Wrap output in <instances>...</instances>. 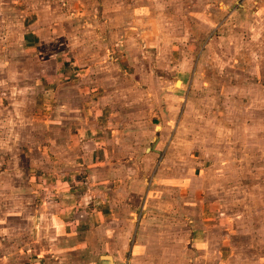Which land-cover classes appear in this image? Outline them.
Masks as SVG:
<instances>
[{
	"label": "crops",
	"instance_id": "obj_1",
	"mask_svg": "<svg viewBox=\"0 0 264 264\" xmlns=\"http://www.w3.org/2000/svg\"><path fill=\"white\" fill-rule=\"evenodd\" d=\"M75 1L91 3L92 8H78L69 16L80 21L69 31L64 15H51L52 24L42 29L41 11L29 21L33 16L23 12L27 18L22 26L29 28L25 33L35 27L33 36L44 30L54 34V52L40 53L38 83L19 91L44 115L31 128L20 125L28 130L26 145L39 152L43 166H36L40 168L37 177L32 171L27 174L23 185L15 184L19 171L0 174L5 178L0 180V261L264 264L262 217L253 210L254 218L239 217L234 208L237 202L250 201V181L241 182L250 174L233 175L223 164L227 163L223 155L240 162L247 161L248 155L228 148L237 145L230 132L225 150L232 151L222 152L221 140L217 150L214 145L223 130L220 123L198 121V128L192 127L188 88L195 75L185 71L156 74L151 67L145 76H137L138 69L128 72L127 68L138 67L135 60L117 61L111 52L125 55L122 35L137 28L110 25L114 15L102 16L99 10L109 0ZM131 14L136 17L137 10ZM85 18L92 19V24L85 23ZM107 33H115L117 40L108 43ZM93 51H102L103 58L97 59ZM52 82L54 87H49ZM138 91L140 96L135 94ZM235 126L230 123L226 128ZM248 128L250 124L242 130ZM192 129L202 135L194 144L203 153L194 158L193 171L191 143L197 138H191ZM0 141L9 151V136ZM209 147H214L213 155ZM28 155L23 152V158ZM249 225L250 247H244L241 241L246 235L241 227ZM253 241L260 243L258 248ZM106 256L111 260H104Z\"/></svg>",
	"mask_w": 264,
	"mask_h": 264
},
{
	"label": "rangeland",
	"instance_id": "obj_2",
	"mask_svg": "<svg viewBox=\"0 0 264 264\" xmlns=\"http://www.w3.org/2000/svg\"><path fill=\"white\" fill-rule=\"evenodd\" d=\"M23 1L0 0V140L9 136L12 141L9 151L0 141V174L9 175L19 171L16 185L25 184L26 175L31 171L37 177L36 171L40 168L36 166H43L37 155L39 152L26 145L28 130L24 127L38 125L40 117L44 115L34 107L31 99L23 98L19 91L27 85L38 83L40 53L49 56L54 52L51 46L55 38L54 34H48L46 30L40 36H33L35 27L30 28V34L25 33L29 28L22 26V20L31 15L33 17L26 21L32 20L41 11L43 17L40 25L45 29L52 24L51 15H64V27L69 31L74 22L80 25L77 17L69 16L76 14L78 8H92L91 3H78L75 0H66L65 5L58 0ZM100 8L102 16L105 13L114 15V19L112 16L109 18L110 25L119 23L137 28L128 29L122 35V39L126 40L125 55L111 52V57L117 61L124 57L135 60L140 69L129 66L128 72L135 73L138 69L137 76H145L151 67L156 74L172 75L174 71H179L181 75L185 71L191 77L195 75L194 79L190 78L188 88L192 127L198 128L197 123L200 121L218 122L223 130L217 136L218 144L214 145L217 150L221 140L222 152L229 154L232 151L230 149H233L235 154L248 155L244 162L223 155L227 162L223 164L226 171L233 175L238 171L250 174V178H241L243 183L250 181V201L237 202L234 206L236 214L247 217L257 211V217H262L260 220L264 223V0H128V3L109 0L102 3ZM135 10L136 17L131 14ZM23 12L27 17L23 16ZM84 20L92 24V19ZM99 20L102 24L103 18ZM83 36L81 34L80 38ZM104 36L108 43L118 38L115 33ZM87 38L88 35L84 39ZM95 52L97 59L103 58L102 51H93V54ZM178 74L175 79H178ZM54 84L50 83L49 87H54ZM135 94L140 96L139 91ZM48 101L54 105V101ZM22 123L27 126L21 128ZM230 123H236L237 126L228 130L226 127ZM11 124L14 129L9 128ZM247 124H250V128L242 130ZM228 132L233 133L237 145L225 150ZM191 133V138H197L191 143L190 167L193 171L197 165L194 158L203 153H198L199 146L194 144L199 143L202 135H198V129H192ZM34 137H38V134ZM209 149L213 155L214 147ZM24 151L31 155L23 158ZM0 180L5 181V178ZM229 183H233L232 180ZM232 197L241 198L239 194H233ZM262 222L256 225L255 232H258L257 226ZM241 229L246 235V242L241 241V244L250 247V225L242 226ZM251 244L257 248L260 245L257 241ZM86 257L83 255L82 258ZM76 262L74 259H64L58 264ZM81 262L79 259L78 263ZM0 264H3L2 261Z\"/></svg>",
	"mask_w": 264,
	"mask_h": 264
},
{
	"label": "water",
	"instance_id": "obj_3",
	"mask_svg": "<svg viewBox=\"0 0 264 264\" xmlns=\"http://www.w3.org/2000/svg\"><path fill=\"white\" fill-rule=\"evenodd\" d=\"M103 259H104V260H107V261H110V260H111V258L108 257V256L104 257Z\"/></svg>",
	"mask_w": 264,
	"mask_h": 264
}]
</instances>
